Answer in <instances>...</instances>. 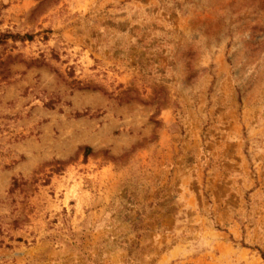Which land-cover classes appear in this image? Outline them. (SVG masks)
<instances>
[{
    "label": "rangeland",
    "instance_id": "1",
    "mask_svg": "<svg viewBox=\"0 0 264 264\" xmlns=\"http://www.w3.org/2000/svg\"><path fill=\"white\" fill-rule=\"evenodd\" d=\"M0 264H264V0H0Z\"/></svg>",
    "mask_w": 264,
    "mask_h": 264
}]
</instances>
